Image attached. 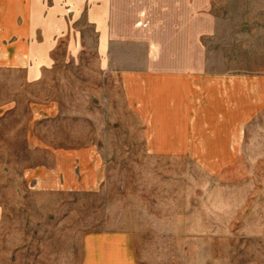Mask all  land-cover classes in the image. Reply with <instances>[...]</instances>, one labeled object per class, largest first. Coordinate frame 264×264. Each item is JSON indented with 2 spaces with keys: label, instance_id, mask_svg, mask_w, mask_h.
<instances>
[{
  "label": "crops",
  "instance_id": "1",
  "mask_svg": "<svg viewBox=\"0 0 264 264\" xmlns=\"http://www.w3.org/2000/svg\"><path fill=\"white\" fill-rule=\"evenodd\" d=\"M214 1L0 0V243L19 232L20 216L30 242L31 210L54 212L56 226L69 202L63 195L78 204L86 191L102 227L115 219V202L98 197L102 146L68 138L84 121L65 118L58 104H37L32 84H118L117 104L134 109L149 153L196 163L238 159L241 124L256 101L264 108V63L255 73L225 55L231 43L254 46V31L225 30ZM82 237L83 264L132 262L126 229Z\"/></svg>",
  "mask_w": 264,
  "mask_h": 264
},
{
  "label": "rangeland",
  "instance_id": "2",
  "mask_svg": "<svg viewBox=\"0 0 264 264\" xmlns=\"http://www.w3.org/2000/svg\"><path fill=\"white\" fill-rule=\"evenodd\" d=\"M212 9L223 17L225 30L254 31V46L230 42L224 53L237 59L240 69L262 71L264 0H215ZM41 85L32 84L37 104H58L65 118L84 121L68 138L79 144L97 140L102 146L107 162L100 171L106 175L98 197L106 194L115 202V219L102 227L86 191L79 192L78 204L70 203L75 195L60 196L69 202L57 212V225L54 212L31 210L30 242H24L20 216L15 240L10 236L0 243V264H83L86 232L124 229L133 240L129 264H264V108L257 101L256 113L240 126L238 159L196 163L147 151L134 109L117 104L118 84ZM76 92L78 98H69ZM88 123L99 130L86 129Z\"/></svg>",
  "mask_w": 264,
  "mask_h": 264
}]
</instances>
